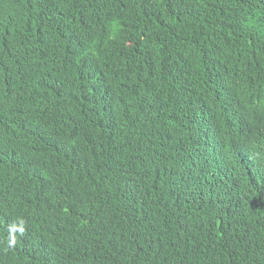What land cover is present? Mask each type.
<instances>
[{"label":"trees","instance_id":"trees-1","mask_svg":"<svg viewBox=\"0 0 264 264\" xmlns=\"http://www.w3.org/2000/svg\"><path fill=\"white\" fill-rule=\"evenodd\" d=\"M263 146L264 0H0V264H264Z\"/></svg>","mask_w":264,"mask_h":264},{"label":"clouds","instance_id":"clouds-1","mask_svg":"<svg viewBox=\"0 0 264 264\" xmlns=\"http://www.w3.org/2000/svg\"><path fill=\"white\" fill-rule=\"evenodd\" d=\"M257 162H258V171L264 172V146L262 147V150L257 155Z\"/></svg>","mask_w":264,"mask_h":264},{"label":"bare ground","instance_id":"bare-ground-1","mask_svg":"<svg viewBox=\"0 0 264 264\" xmlns=\"http://www.w3.org/2000/svg\"><path fill=\"white\" fill-rule=\"evenodd\" d=\"M212 146H213V144H212ZM201 178H202V176H201ZM35 247V246H34ZM36 250V249H35ZM31 251H32V249H31Z\"/></svg>","mask_w":264,"mask_h":264}]
</instances>
